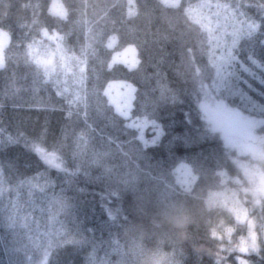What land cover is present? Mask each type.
<instances>
[{
	"label": "trees",
	"instance_id": "obj_1",
	"mask_svg": "<svg viewBox=\"0 0 264 264\" xmlns=\"http://www.w3.org/2000/svg\"><path fill=\"white\" fill-rule=\"evenodd\" d=\"M61 1L66 18L53 0H0L11 38L0 68V264H264V192L254 207L245 196L252 233L208 204L224 171L247 188L252 158L201 109L215 96L263 138L264 0ZM201 4L211 24L190 18ZM43 32L61 36L69 60L54 73L38 62L57 46ZM129 46L137 67H111ZM114 81L136 87L131 117L157 124V143L146 146L110 103ZM181 164L197 177L191 192L176 182ZM244 239L252 251H238Z\"/></svg>",
	"mask_w": 264,
	"mask_h": 264
},
{
	"label": "rangeland",
	"instance_id": "obj_2",
	"mask_svg": "<svg viewBox=\"0 0 264 264\" xmlns=\"http://www.w3.org/2000/svg\"><path fill=\"white\" fill-rule=\"evenodd\" d=\"M162 1L168 6H178L181 4L182 0ZM51 13L66 18L67 10L61 0L53 1ZM188 14L190 18L199 23L201 22L203 25H207L208 23L211 24L210 14L205 4H201L198 7H190L188 9ZM43 38V40L47 39L57 46L42 50L41 53L43 54L38 60L39 64L43 68L51 70L53 73L56 71L59 63H61L63 67L68 65L69 60L66 58L64 50L59 44L61 36L56 32H43ZM10 41V35L0 30V68L4 67L5 50L9 46ZM117 42V37L111 38L108 47L114 48ZM117 63L124 64L129 69H135L139 63L137 49L134 46H129L122 52L116 53L112 59L111 67ZM66 71H69V69L67 68ZM81 77V75L78 76L76 79L77 83H80ZM107 87V96L110 103L120 115H123L128 120V126L138 132L139 138L144 144L149 146L157 143L162 136V130L157 127V124L145 119H133L131 117L136 87L131 83L122 81L111 82ZM201 107L208 120H210V123L221 135H223L227 146L231 150L238 149L237 152L240 155L250 156L252 158V165L256 168L260 167V171L255 175V173H253L254 170L250 169L251 164L249 162L246 167L244 165L245 176L249 181L247 188L244 187L242 179L231 176L225 171L222 172L223 189L215 190L208 195V204L210 206L224 207L231 212L238 223L244 224L249 221V232L252 233L258 224L256 222V217L250 214L245 204L247 200L245 196L251 197L252 207H254L257 201H259V195H262L261 193L264 192V172L262 171L263 166L260 165L261 161H264V132L262 133L263 138H260L257 133L259 122L246 117L239 110L229 109L225 102L219 100L215 96L213 99L207 98L203 100ZM261 126L264 128V121L261 123ZM41 155L48 164L54 167L62 166L56 155ZM175 175L176 182L180 189L185 192H191L197 180L191 167L182 164L176 169ZM261 232L264 235V229L261 230ZM253 248V241H249L248 239L242 240L240 245L237 246L240 252H250ZM245 264L247 263L245 262Z\"/></svg>",
	"mask_w": 264,
	"mask_h": 264
},
{
	"label": "snow or ice",
	"instance_id": "obj_3",
	"mask_svg": "<svg viewBox=\"0 0 264 264\" xmlns=\"http://www.w3.org/2000/svg\"><path fill=\"white\" fill-rule=\"evenodd\" d=\"M37 151L39 152V150L37 149ZM42 158V157H41Z\"/></svg>",
	"mask_w": 264,
	"mask_h": 264
}]
</instances>
